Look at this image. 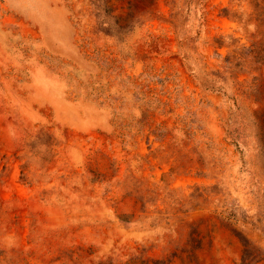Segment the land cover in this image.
I'll list each match as a JSON object with an SVG mask.
<instances>
[{
    "label": "rangeland",
    "instance_id": "1",
    "mask_svg": "<svg viewBox=\"0 0 264 264\" xmlns=\"http://www.w3.org/2000/svg\"><path fill=\"white\" fill-rule=\"evenodd\" d=\"M0 264H264V0H0Z\"/></svg>",
    "mask_w": 264,
    "mask_h": 264
}]
</instances>
